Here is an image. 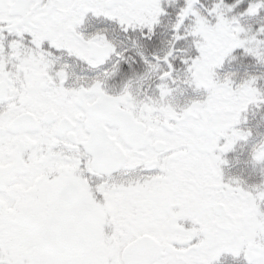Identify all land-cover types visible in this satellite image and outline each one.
Returning <instances> with one entry per match:
<instances>
[{"label": "snow or ice", "instance_id": "6c2138e0", "mask_svg": "<svg viewBox=\"0 0 264 264\" xmlns=\"http://www.w3.org/2000/svg\"><path fill=\"white\" fill-rule=\"evenodd\" d=\"M0 264H264V0H0Z\"/></svg>", "mask_w": 264, "mask_h": 264}]
</instances>
